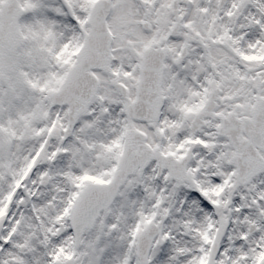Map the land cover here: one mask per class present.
<instances>
[{"label":"snow or ice","instance_id":"6c2138e0","mask_svg":"<svg viewBox=\"0 0 264 264\" xmlns=\"http://www.w3.org/2000/svg\"><path fill=\"white\" fill-rule=\"evenodd\" d=\"M0 264H264V0H0Z\"/></svg>","mask_w":264,"mask_h":264}]
</instances>
